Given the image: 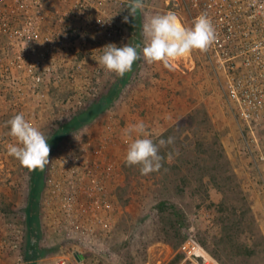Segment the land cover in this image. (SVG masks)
<instances>
[{"label":"rangeland","instance_id":"374dc122","mask_svg":"<svg viewBox=\"0 0 264 264\" xmlns=\"http://www.w3.org/2000/svg\"><path fill=\"white\" fill-rule=\"evenodd\" d=\"M2 5L0 1V8H4ZM145 5L143 11L138 10L132 17L127 0H46L50 25L41 31L40 43L13 46L3 38L0 43V227L17 225L23 229L25 253L27 211L38 170H28L8 154V145L16 141L7 135L9 128L5 123L14 115L23 113L26 120L44 132L48 143L62 131L50 161L69 139H95L110 134L112 158L121 170L117 192L125 180L124 145L130 141L124 133L129 126L143 121L153 139L192 112L205 111L218 130L239 192L231 201L233 214L229 223L224 222L225 207L216 202L207 201L192 208L188 202L179 200L188 217L184 238L193 234L194 228L197 239L212 256V251L220 256L215 258L221 264H264V251L259 249L255 255H247L256 243L264 248V162L258 155V151L264 155V43L261 42L263 31L255 29L257 22H264V9L259 8L264 6V0H199L198 6L192 0H145ZM167 12H174L185 27H191L196 17L207 13L217 39L206 52L196 51L175 61L173 70L162 64L148 65L141 59L132 65L130 72L118 77L93 59L110 43L118 47L142 46L143 24L152 15ZM125 16L129 17L128 23L123 21ZM229 25L232 34L225 30ZM28 32L31 31H25ZM47 38L55 45L54 59L49 57L45 61L40 70L44 77L35 86L32 78L15 65V51L24 50L31 55ZM7 67L12 68L11 75L2 73ZM110 92H113L112 103L97 118L79 129L64 130L79 113ZM250 127L257 142L252 139ZM48 165L43 170L38 200L42 233L39 240L45 253L28 263L57 264L66 259L71 264H145L155 241L144 251L136 246L138 239L132 241L131 230L122 221V207L110 236L97 240L93 252L73 253L70 247L76 248L74 243L44 228L40 203L46 189ZM205 181L214 199L219 200L216 183L208 177ZM244 207L246 212L250 209L258 233L247 229L245 224L238 229L233 226L237 221L234 208L241 211ZM230 226L229 232L241 235L240 240L249 247L239 241H226L229 232L225 231ZM178 257L179 263H183V257ZM178 257L174 256L170 264Z\"/></svg>","mask_w":264,"mask_h":264},{"label":"built area","instance_id":"2783aa9c","mask_svg":"<svg viewBox=\"0 0 264 264\" xmlns=\"http://www.w3.org/2000/svg\"><path fill=\"white\" fill-rule=\"evenodd\" d=\"M0 1L3 2L1 7H4L0 8V43L4 37L13 46L40 43L41 31L50 25L46 0ZM192 1L198 6L199 0ZM259 8L264 9V6ZM255 29L263 31L261 42L264 43V22H257ZM27 30L31 32L25 33ZM225 30L232 34V26ZM54 49L52 39L47 38L31 55L24 50L15 51L14 63L23 69L26 77L32 78L36 86L44 77L40 70L45 61L49 57L54 59ZM11 72V67L2 71L6 75H11ZM250 130L253 141L257 142L254 130L251 127ZM111 138L108 134L95 139H69L65 148L48 165L40 215L44 228L54 230L65 241L76 245V248L70 247L73 253L96 250V241L110 236L115 221L122 214L116 192L121 170L112 158ZM258 155L264 162L262 152L258 151ZM191 231L193 234L188 235L177 251L162 241L152 245L145 264H170L178 254L183 256L181 264H221L197 239L194 228ZM24 241L21 227H0V264H25ZM57 264L71 263L65 259Z\"/></svg>","mask_w":264,"mask_h":264},{"label":"trees","instance_id":"16d2710c","mask_svg":"<svg viewBox=\"0 0 264 264\" xmlns=\"http://www.w3.org/2000/svg\"><path fill=\"white\" fill-rule=\"evenodd\" d=\"M112 100L113 92L106 94L92 104L89 109L79 113L70 123L65 125L64 130L79 129L82 125L92 122L107 109ZM62 134L61 131L57 137L55 136L50 140V154L58 144L56 139ZM169 136L175 138V143L160 149V155L164 157L160 171L144 176L140 174L139 166L129 167L124 164L125 180L117 189L119 201L124 211L122 221L130 228L132 241L138 239L136 246L143 251L150 242L155 241L154 243H157L160 240L166 241L168 246L172 244L171 249L177 251L186 240L183 229L187 224L188 217L180 205V201L188 202L192 208L199 207L207 201L216 202L225 207L224 222L228 220L226 223H229L233 214L231 212L232 207H230L231 201L233 195L239 192V187L229 170L230 163L226 157L218 130L208 113L194 111L153 140L158 142L159 139H167ZM169 152L173 154L170 161L167 159ZM42 176L43 171L40 170L34 176L30 206L27 211L28 244L25 252L27 263L35 261L45 253V250L41 249L39 240L42 233L38 200L42 190ZM207 177L216 183L221 196L219 200L212 196L205 181ZM240 200L245 199L241 198ZM245 207L241 211L239 208H234L237 221L236 225L233 226L238 229L243 228L242 226L245 224L247 229H254L253 232L258 233L255 229V221L250 217V209L247 208L246 212ZM227 214L230 215L229 219ZM231 229L230 226L225 232L228 233ZM241 238V235L230 232L226 235L227 242L239 241L248 246L247 243L240 240ZM259 249L264 251V248L261 249V244L256 243L250 247L247 255L253 256ZM211 253L214 257L220 258L215 251ZM179 259V257L175 259L173 264H179Z\"/></svg>","mask_w":264,"mask_h":264},{"label":"clouds","instance_id":"9594fccd","mask_svg":"<svg viewBox=\"0 0 264 264\" xmlns=\"http://www.w3.org/2000/svg\"><path fill=\"white\" fill-rule=\"evenodd\" d=\"M145 7V0H127L132 17ZM123 21L128 23L129 17L125 16ZM141 34L142 46L125 44L118 47L110 43L102 48L98 58L93 59L104 70L118 77L130 72L132 65L141 59L148 65L162 64L166 69L173 70L175 61L196 51L206 52L217 39L216 29L207 13L196 17L191 27H185L174 12L155 14L143 24ZM5 126L9 128L7 135L16 141L8 145V154L30 171H43L50 163V146L44 132L26 120L23 113L14 115ZM124 135L130 141L124 157L125 164L139 166L140 174L144 176L160 171L164 160L160 149L175 143V138L171 136L154 141L143 121L129 126ZM172 158L173 154L169 152L167 159L170 161Z\"/></svg>","mask_w":264,"mask_h":264},{"label":"crops","instance_id":"0c3cea01","mask_svg":"<svg viewBox=\"0 0 264 264\" xmlns=\"http://www.w3.org/2000/svg\"><path fill=\"white\" fill-rule=\"evenodd\" d=\"M124 148H126V150H127V145L126 146L124 145Z\"/></svg>","mask_w":264,"mask_h":264}]
</instances>
